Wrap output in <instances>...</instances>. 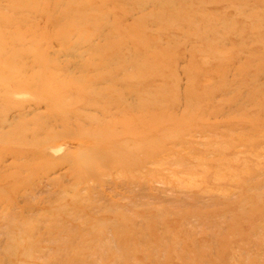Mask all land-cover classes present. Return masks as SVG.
Returning a JSON list of instances; mask_svg holds the SVG:
<instances>
[{
	"label": "rangeland",
	"instance_id": "1",
	"mask_svg": "<svg viewBox=\"0 0 264 264\" xmlns=\"http://www.w3.org/2000/svg\"><path fill=\"white\" fill-rule=\"evenodd\" d=\"M0 264H264V0H0Z\"/></svg>",
	"mask_w": 264,
	"mask_h": 264
}]
</instances>
